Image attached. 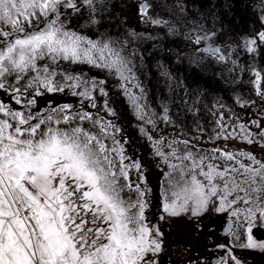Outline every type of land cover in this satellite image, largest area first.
<instances>
[{"label":"snow or ice","instance_id":"obj_1","mask_svg":"<svg viewBox=\"0 0 264 264\" xmlns=\"http://www.w3.org/2000/svg\"><path fill=\"white\" fill-rule=\"evenodd\" d=\"M111 7V0H0V93L8 100L0 102V264H160L164 240L159 224L147 218L150 190L146 184L137 186L135 200L122 198L121 192L131 184L121 183L118 177L128 181L130 173L123 162L119 171H114L117 165L111 154L115 152L124 161L123 141L127 138H118L123 129L99 115L101 111L116 115L107 98L108 77L116 78L115 87L140 122V134L170 169L164 174L167 187L160 190L159 219L186 215L195 219L199 228L203 226L200 220L210 211H227L237 220L235 227L231 220L225 226L229 240L216 247L227 251L215 264H247L235 248L264 252V240L252 235L254 227L264 228V157L257 160L252 152L213 148L211 153L234 160L239 170L217 171L209 163L205 171L203 161L210 154L193 153L185 147L182 155H177L181 151L178 139L167 142L170 151H162L167 138L160 135L155 139L148 128L154 133L161 120L175 123L168 101L158 100L157 110L146 99L136 66V41L145 37L131 29L113 34L107 23L114 19ZM147 8L145 3L138 6L141 18L147 15ZM175 9L179 13L175 20L148 19L152 25L166 28L169 36L180 35L183 26L184 38L195 52L211 54L221 62L231 59V47L215 45V32L199 22L204 18L197 15L200 8L190 12L188 0H176ZM261 13L264 25V7ZM70 19L76 24L83 19L81 28L88 34L74 30ZM256 37L264 43V27ZM201 43L203 48L196 47ZM254 43L253 38H246L243 46L251 53ZM59 62L67 63L61 67ZM140 64L143 67L142 60ZM68 65H87L89 71L97 69L105 78L69 71ZM158 68L172 80L163 64ZM251 71L253 83L259 85L257 95L264 100L261 73L255 68ZM65 91L77 98L76 103L53 106L48 94ZM44 100L47 109L40 107ZM237 102L255 107L264 116V107L254 101L237 97ZM85 103L97 111L85 109ZM84 123L89 127H83ZM216 123L225 138L259 144L264 150V122H247L255 126V133L243 123L234 125L239 133L225 131L228 126L222 119ZM105 140L115 147L107 148ZM182 143L187 146L188 141ZM173 157L191 161L188 170L180 166L179 179L172 175L176 171L170 162ZM131 166L139 169L140 163ZM138 180H145L142 173Z\"/></svg>","mask_w":264,"mask_h":264},{"label":"flooded vegetation","instance_id":"obj_2","mask_svg":"<svg viewBox=\"0 0 264 264\" xmlns=\"http://www.w3.org/2000/svg\"><path fill=\"white\" fill-rule=\"evenodd\" d=\"M262 7H264V4H262V0H247V10L242 13L244 20L236 21L238 27H236L234 23H230L228 25L225 22L224 26L228 25L229 27H224V31L226 32V35L224 37L222 36L223 31L220 29V26L222 25H219V21L216 17L215 22L213 21L212 25L207 24V22L205 23V21L208 20L207 18L209 16H207L206 18L203 15L204 10H201L204 18L200 20V23L209 29H213L215 35L214 37H212V42H214L215 45H223L225 48H227V46H225L223 42H228L232 45L241 46L244 43V41H242V37L245 36V33H247L246 30L253 28L252 22H256L258 26L261 25V23H259L258 21V17H261ZM225 14H222V17L226 18L227 14ZM211 15L213 17L214 13H212ZM227 35H230V37ZM184 45L190 46L191 43L187 40H184ZM202 47H204L203 44ZM186 52L187 51L185 50V53ZM199 55L200 58L204 59V65H202V68L204 67L205 69V75L204 77H202V79H205L206 84H204L203 88L201 86H198L192 89L187 88L184 84L182 85L179 82L176 83V86H173L171 83H169L168 86H170L171 89H169V93H165L167 91H164L163 96L159 97L157 96V92L155 91L156 98L155 100H153V93L149 92L146 93V96L151 93V97L146 99H149L148 102L150 103V105L157 110L160 107L157 101L167 100L169 114L174 122H180L184 125L190 126L192 129H194L195 125H197L201 129H203L204 133H211V138L208 137V139L211 140L210 143H212V145L208 144L207 146L193 147V145L187 144V146H185L184 144L180 143L179 148L181 149V151H178L179 153H182V150L187 147V149L191 150L193 153L199 152L201 155L210 154L209 158L205 159V162H203L205 171H207V166L209 163L213 164L216 167L217 171H223L225 170V168H237L239 170V165H237L234 160L226 161L225 158L220 157L219 152L211 153V150L213 148H218L221 150L231 151L233 153H236L238 151L252 152L257 160L264 157V150L261 149L259 144H246V146H244L246 141L237 139L232 136L225 138L224 134L221 132V125L217 124L216 121L219 119V116H221V114L224 118L227 117L229 110H226L225 107L228 106L235 110V104L234 100H232L231 98V94L235 96H237L238 94L242 96V98L247 100L252 99V101L255 102L256 106L264 107V100H261V98L258 97V95L256 94L257 91L253 88L254 85L257 86V88L259 87V85L253 83L255 77L254 75L248 73V69L253 66L256 70L258 69L261 71L262 77L264 79V61L260 62V58L257 57V55H261V59H264V45H262V49H256V51L254 50L250 53V56H252L251 61L250 56L247 55L246 51L242 50L241 47L240 49L231 47V59L227 62L217 61L211 54H204L202 52ZM232 61H235V63L233 64ZM235 67L239 69H236L235 74L233 73L234 79L229 80L228 77L232 74ZM219 77L223 79L222 83L221 79H217ZM161 83L167 86V82ZM260 84H264V81ZM172 86L174 87V89H172ZM228 94H230V96ZM175 106H177L178 108L175 109ZM242 110L243 111L239 115L238 121L232 120L231 123H227L228 127L225 131H235L236 133H239V127H234V125H236L237 123H243L255 133V126L247 123L251 120L249 119V115L251 112L250 106L243 107ZM216 111H219L217 115ZM254 115L255 121H257L258 123L264 122V116L259 114L257 111L254 113ZM131 121L134 122L135 119L132 118L130 120V124ZM175 124L176 123L172 125ZM133 129L134 127L132 124L129 129L131 134ZM190 131L191 130H189V132ZM218 132H220L221 134L212 136V134H216ZM196 133L200 134V130H197ZM151 134L154 133L152 132ZM221 139L223 141H221ZM168 141L169 140L167 139L165 140V147L162 150L168 151ZM239 141L241 142V144L236 146L235 144ZM228 145H235V149H230L232 147H228ZM197 159L199 158L197 157ZM245 160L246 157L242 158L241 163H243ZM248 162L251 163V161ZM190 163L191 161L189 160L181 159L178 164L173 165L176 171L172 172V175L179 179L180 166L184 165L185 170H188V166L190 165ZM163 167V170L160 169V171L163 172V174L160 175V185L158 187H156V185L153 187L150 186L151 195L146 196V199L149 197V202L153 199L154 201L152 203L155 205L151 206L149 204L150 209L147 211V216L148 214L155 215V212H160L162 215V212L158 210L159 201L157 197L160 198L161 187H167L164 174L165 172L170 171L167 163L163 164ZM195 171L197 172V174L199 173V169H196ZM229 175H232L231 172H229ZM197 178L203 181V177L197 175ZM118 179L121 183L127 184V181H123L122 177H118ZM216 179L218 181L220 180L219 177H217ZM203 182L206 183V181ZM130 184L131 188H124L121 192V196L126 200H135L137 195L135 189L137 185H134V181H131ZM138 186H141L143 188L142 183H139ZM239 203L241 206H243L242 202ZM171 218L173 220L172 224L168 221L167 227H161L164 240L163 251L164 248H169L171 257L170 260L163 259L164 252H162L159 257L160 264H215V262L219 260L221 256H224L227 251V249H220L216 247L217 244L227 243V241L229 240V235L225 231V226L231 220L233 222V227H235V222L237 220V217L229 216L227 211H222L220 213L210 211L200 220V223L203 226L197 228L195 226L197 221L195 219L190 220L186 215H180L178 217ZM240 222L242 224L244 223L243 215H241L240 217ZM157 223L159 224L158 221L155 224ZM241 232H243V229H241ZM263 233L264 228L254 227L252 229L253 238L256 240H264L260 238ZM241 250L242 249L235 248V253L239 255L238 252ZM245 254L248 259L249 257L254 258L256 253L253 256H251L252 254L248 252H246ZM262 254H264V252H260V254L257 256H260ZM259 258L264 261V256H261Z\"/></svg>","mask_w":264,"mask_h":264},{"label":"rangeland","instance_id":"obj_3","mask_svg":"<svg viewBox=\"0 0 264 264\" xmlns=\"http://www.w3.org/2000/svg\"><path fill=\"white\" fill-rule=\"evenodd\" d=\"M162 1H173L176 3V0H120L119 2V6L117 7L118 11L120 12L119 15V21L118 19L114 17V19L109 18V20L107 21L108 24H110V31L113 34H118V32L121 31V29H123V27L131 29V30H135V31H139V34H143L145 36V38H142L140 40H138L136 42V47H137V56H136V66L138 69V73H137V78L138 80H140L142 82V86L145 89L146 93L152 92L153 93V100H155L156 98V92L154 90V86L155 85H151L149 88L144 87V80L145 79H149L150 78V73L146 72V65L145 63H150L151 62V69L154 71L155 69L157 71H160L158 68V64L160 63V59L161 57H166V60L171 61L170 66H167L164 62V67L165 70L172 75V80L169 81L166 77L165 79L163 78L161 81L163 83L167 82V86L164 85L166 88L165 93H169L170 86H168L169 83H171L173 86L177 85L176 83L181 82V80L179 79L181 76V72L183 71V77L186 78L188 80L189 77H187V75L189 73H191V76L193 77L194 80H198L197 83L193 82L192 84H190V88H194V87H198L201 86V80L200 78L204 77L205 75V69L204 67L202 68V65H204V59L200 58V55L202 52H195L193 45L191 44L190 46L184 45V36L182 38H180V36H178V39H170V43H168V40H164L163 36H157V40H153V39H148L146 37H149L150 35H147L148 30L150 29V27L156 26V25H152L148 19V16L151 17H155V14H158L156 11H160L161 9L156 10L155 8H158V5H160V3ZM227 2L224 4V2L220 1V0H188V11L192 12L195 11V9L200 8L201 10L203 9V15L207 18V16H209L205 21V23L207 22V24H211L214 21L213 17H212V13H215L218 11L219 8V14H220V10L223 12V14H227V17H222L223 15L220 14V21L222 23V26H220V29L223 31L222 36L224 37L226 35V32L224 31V27H229L228 25H223V21H227L229 19V21H231L232 23H234V25H236L238 27V24H236V17H238L239 21L244 20L243 15L240 14H236V15H231L230 11H228V6L230 4H232L233 1L235 0H226ZM141 3H145L148 5L147 8V15H145L143 18H141V15L139 13L138 10V6ZM174 4V3H173ZM225 5V6H224ZM239 6H242V3L238 4ZM211 6H213L211 9H209ZM224 6V8H223ZM115 9V8H112ZM223 9V10H222ZM111 10V9H110ZM225 11V12H224ZM227 11V12H226ZM151 12V14L149 13ZM156 12V13H155ZM162 13L164 12V10L161 11ZM167 13H172L174 12V10H166ZM202 12V11H201ZM169 13V14H170ZM113 14V13H112ZM168 14V15H169ZM202 13H197V15H201ZM206 14V15H205ZM225 14V15H226ZM160 17H162V19H164L163 16L160 15ZM222 18V19H221ZM122 19V20H121ZM232 19V20H230ZM113 20V22H112ZM258 21L259 23H261L260 18L258 17ZM200 22V21H199ZM215 22V21H214ZM70 24H73L74 30H79L81 31L82 34H88L86 29H82L81 25L84 23L83 19H81L79 24L75 23L74 19H70L69 21ZM123 27H122V26ZM117 26V28H116ZM119 26V29H118ZM252 29L246 30L247 33H245V36H243V40L244 41L246 38H253L255 40V43L253 44V48L256 51V49H262V45H264V43H261L258 40V37H256V33L261 31L262 27H264V25H257L256 22H252ZM104 29H101V31H103ZM141 30V31H140ZM213 30V29H212ZM137 31V32H138ZM163 33V32H162ZM229 33V32H228ZM161 34V33H160ZM230 37V35H227ZM177 37V36H175ZM94 38V37H91ZM163 38V39H162ZM178 40L180 41V44L178 42ZM225 46L227 47H232V48H237V49H241L246 51V54L250 56V53L248 52L247 48L244 47V43L243 45L239 46V45H232L231 43L228 42H223ZM158 44L160 46H158ZM155 45V46H154ZM162 46V47H161ZM202 46V43L200 45H197L196 47ZM131 46H129L130 48ZM157 48V49H155ZM201 48V47H200ZM157 50V51H156ZM185 50L187 51L185 53ZM156 54V56H154ZM205 54V53H204ZM144 57V58H143ZM252 56H250L251 58ZM257 57H259V61L263 62L264 59H261V55H257ZM185 59V60H184ZM143 61V67H141L140 61ZM147 60V61H146ZM194 60V62H193ZM252 60V58L250 59V61ZM61 64V67H64V65L67 62H59ZM252 66V65H251ZM150 67V66H149ZM69 71H73L78 70V71H82L84 73H86L88 76H96L97 79H104L105 76L103 73H100L99 70L97 69H92L91 71H89V66L87 65H82V66H77V65H68ZM252 68L255 67H251L248 69V73L251 75L255 74L251 71ZM179 69V70H178ZM236 68L233 70L232 74L228 77L229 80L230 79H234L233 75L235 74ZM257 72L261 73L260 70H256ZM234 73V74H233ZM177 78V80H176ZM193 79H190L189 82H191ZM217 79H221L220 77ZM116 78L115 77H108L107 78V90H108V99L110 101L111 106L114 108L116 115L115 116H108L106 115L104 112H100L99 115L103 116L105 120H112L117 126L121 127L123 129L122 133L117 134L118 138L121 137H126V141H123L124 143V156L126 157V159L124 161H121L120 158L116 155L115 152H113L111 154L112 157H114V163L117 165V167L114 169L115 172L119 171V164L120 163H124L127 167L126 170L130 173L129 176V180L127 181V183H130L131 181L135 182V186L139 185V183H142L143 185H147V188L150 190L148 191L147 195H151V189L150 186H155L158 187L160 185V175L163 174L162 171H160V169L163 170V164H165L166 162H164L160 157L155 156L152 152L151 146H150V142L147 140L146 137L142 136L139 132V129L137 127V125L140 123L139 121H137L135 119V117L132 114V111L127 103V99L123 96V94L121 93V91L119 89H117L115 87V82ZM223 79H221V83H222ZM264 79L262 77L261 74V80L260 83L263 82ZM172 86V89H174V87ZM256 91H257V86L254 85L253 87ZM170 89V90H168ZM134 91H136L137 93L139 92V89H134ZM229 92V90H228ZM257 94V93H256ZM255 94V96H256ZM230 96V94H228ZM48 96L51 97V100L53 102V106H55L56 104H63V103H70V104H75L77 101L76 97H73L70 93H68L67 91L62 92V93H53V94H48ZM231 98L232 100H234V108L235 110H233L230 107H225L226 110L228 111L227 117L224 118L221 114V116H219V119H222L223 124L227 123H231L232 120L238 121L239 119V115L241 114V112L243 111L242 108L243 107H248L250 106L251 112L249 115V119L254 120L255 115L254 113L256 112V108L248 105V104H241L237 102V97H239L241 100L243 101H247V99L242 98V96L238 95H232L231 94ZM259 97V96H258ZM256 98V97H255ZM149 100V99H148ZM252 100V99H249ZM0 102H4L7 103V95L0 93ZM100 105L102 106V100L100 101ZM48 103L47 100H44L40 103V107L47 109L48 108ZM85 109L90 110L92 112H96V109H91L89 108V106L85 103L84 104ZM178 107L175 106V109H177ZM34 110H38L36 109V106H33ZM73 111H79L78 108H74ZM177 111V110H176ZM237 111V112H234ZM245 111V110H244ZM217 112V111H216ZM219 113V111L216 113V115ZM42 115H44L45 113H41ZM229 117H231V119H229ZM135 119L134 122L131 121L130 124V120L131 119ZM238 118V119H237ZM137 121V123H136ZM77 123H79V121H77ZM175 125H172L171 123H165L164 121H160L158 128L156 129V131L154 132V138L158 139L160 135H165L167 137V140H179L181 142V144H183L182 142L187 140L189 145H193V147H201V146H207L212 145L211 140L208 139V137L211 138V133H204L203 129H201L199 126L195 125L194 129H192L190 126L184 125L180 122H175ZM237 123V122H236ZM133 124V131L132 134L130 132V126ZM62 125L64 127H67L68 125L63 124ZM56 127H59L61 125H53ZM85 128H88L89 125L87 123H84L82 125ZM147 127V126H146ZM189 130H191L189 132ZM197 130H200V134L196 133ZM149 133L151 134L153 132V130L149 127L148 128ZM140 138H139V137ZM212 136H216V134H212ZM143 139V140H142ZM221 141H223L221 139ZM241 144V142L239 141L238 143H236L235 145H239ZM246 144H248L247 142H245L244 146H246ZM235 145H228V147H232L230 149H235ZM105 146L107 148H114L115 146L111 143V141L109 140H105ZM227 147V146H226ZM171 150V149H170ZM168 149V151H170ZM164 151V150H162ZM165 151V152H168ZM182 153H177V155H180ZM181 160L176 159L175 157H173L171 159V163L172 165H176L178 164V162H180ZM134 162H139L140 163V168L137 169L133 165ZM205 162V160L203 161ZM149 170V171H148ZM143 174L145 177V180L143 182L138 180V176L139 174ZM155 188V187H154ZM159 196V195H158ZM158 201H159V197ZM148 202H149V197L147 198ZM154 200L152 199L149 204L152 206L154 205L152 202ZM155 206V205H154ZM159 206V205H158ZM161 215L160 212H155V215L152 214H148L147 218L148 220L155 224L157 221L159 222V226L160 227H167L168 226V221L169 223H173V220L171 217L160 220L159 216ZM170 249L169 248H164V256L163 259H168L170 260ZM246 252L252 254L251 256H253L255 253V257L251 258L249 257L247 259L246 256ZM260 250L259 249H254V250H241L238 253L243 254L244 259L247 261V264H264V261L261 260V256H264V254L257 256L260 254ZM258 260V261H257Z\"/></svg>","mask_w":264,"mask_h":264},{"label":"bare ground","instance_id":"obj_4","mask_svg":"<svg viewBox=\"0 0 264 264\" xmlns=\"http://www.w3.org/2000/svg\"><path fill=\"white\" fill-rule=\"evenodd\" d=\"M118 1H120V0H111V4L112 5H114V7H111L110 9H111V12L113 13L112 14V17H115V19L117 18L118 19V21H119V11H118V9H117V7L119 6V2ZM221 2L223 1L224 2V4L227 2L226 0H220ZM246 2H247V0H235V1H233L232 2V4H230L228 7V11H230V14L233 16V15H236V14H239V12H240V14L241 15H243L242 13H244V11L245 10H247V8H246ZM174 3V4H173ZM239 3H242V6H239L238 4ZM225 6V5H224ZM224 6H223V8H224ZM162 8V10H164V12L162 13L161 11L162 10H158V9H161ZM213 6H211L209 9H211ZM112 8H115V9H112ZM156 10H158V11H156L158 14H155V17H158V18H162V17H160V15L161 16H163L164 17V19L165 20H175L176 19V17L179 15V13L176 11V9H175V2H171V1H168V2H164V1H162L161 3H160V5H158V8H155ZM166 10H174V12H172V13H167L166 12ZM223 10V9H222ZM202 11H203V9H202ZM155 12V13H156ZM225 12V11H224ZM227 12V11H226ZM150 14H151V12H149ZM217 13H219V8H218V11L216 12V18H217V20H219L220 19V17L222 16H219L220 14H223V12L220 10V14H217ZM169 14V15H168ZM204 14V13H203ZM152 15V14H151ZM206 15V14H205ZM214 15H215V13H214ZM149 17V16H148ZM222 19V18H221ZM236 19L238 20V17H236ZM122 20V19H121ZM230 20H232V19H230ZM220 21V20H219ZM239 21V20H238ZM112 22H113V20H112ZM227 23L228 25L230 24V23H232V22H230L229 21V19L227 20V21H223V25H224V23ZM237 24V23H236ZM219 25H222V23L220 22L219 23ZM122 26V25H121ZM123 27V26H122ZM232 27V26H231ZM237 27V26H236ZM116 28H117V26H116ZM118 29H119V26H118ZM128 30V28H125V27H123V29H121V31L120 32H124V31H127ZM138 31V30H137ZM137 31H135L134 30V32H136V33H139V31L137 32ZM141 31V30H140ZM186 31V29L183 27V26H180V35H178V36H180V38H182V39H184L183 38V33ZM163 32V33H162ZM161 33V34H160ZM147 35H150V37H153L154 39V41L155 40H157V39H155V38H157V36H163V38H164V40H168V43H170L169 41H170V39L171 40H175V39H178V36L177 37H175V36H169L168 34H167V29L166 28H163V26H153V27H150V29L148 30V32H147ZM143 36H145L144 34H143ZM162 38V39H163ZM173 40V41H174ZM137 42V41H136ZM178 42H179V44H180V41L178 40ZM184 42V41H183ZM158 46H160L159 44H158ZM162 47V46H161ZM200 47H202V46H200ZM203 48V47H202ZM155 49H157V48H155ZM158 50V49H157ZM156 50V51H157ZM154 56H156V54L154 55ZM144 58V57H143ZM158 60H160V63L161 64H163L164 65V62H165V64L167 65V66H170V62L171 61H169V60H166V57H161L160 59H158ZM185 60V59H184ZM147 61V60H146ZM164 61V62H163ZM145 65H146V72H148V73H150V78L149 79H145L144 80V82H146V83H144V87H146V88H149L151 85H155L153 88H154V90L157 92V96H159V97H162L163 96V93H164V91H166L165 90V86L161 83L162 81V79L164 78L165 79V76H163L162 74H161V72L160 71H157L156 69L153 71L151 68V62L150 63H145ZM150 66V67H149ZM165 68V67H164ZM179 70V69H178ZM172 76V75H171ZM180 80H181V82H179L180 84H184L187 88H190V84H192L193 82H195V83H197L198 82V80H194L193 79V77L191 76V73H189L188 75H187V77H189L188 78V80L190 81V79H193L191 82H189L186 78H184L183 77V71L181 72V74H180ZM200 79H202V78H200ZM176 80H177V78H176ZM201 87L203 88V86H204V84H206V81H205V79H202L201 80ZM197 87V86H196ZM193 89V88H192ZM169 90V89H168ZM152 93V92H151ZM150 93V94H151ZM150 94H148V96H146V98H150L151 97V95ZM150 95V96H149Z\"/></svg>","mask_w":264,"mask_h":264},{"label":"water","instance_id":"obj_5","mask_svg":"<svg viewBox=\"0 0 264 264\" xmlns=\"http://www.w3.org/2000/svg\"><path fill=\"white\" fill-rule=\"evenodd\" d=\"M260 238L264 239V233H263V235Z\"/></svg>","mask_w":264,"mask_h":264}]
</instances>
